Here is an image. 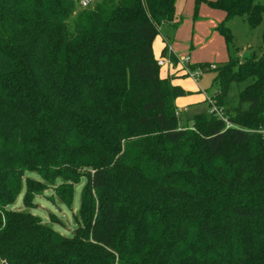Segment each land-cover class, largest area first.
I'll return each mask as SVG.
<instances>
[{"label":"trees","instance_id":"trees-1","mask_svg":"<svg viewBox=\"0 0 264 264\" xmlns=\"http://www.w3.org/2000/svg\"><path fill=\"white\" fill-rule=\"evenodd\" d=\"M80 1L0 0V262L264 264V30L258 55L217 68L224 118L181 128L185 93L152 50L177 0ZM207 5L225 14L216 31L230 52L226 23L256 29L264 12L255 0ZM232 85L244 87L227 109ZM82 179L69 237L28 212L57 181L71 210ZM22 188L25 210L13 211Z\"/></svg>","mask_w":264,"mask_h":264},{"label":"rangeland","instance_id":"rangeland-1","mask_svg":"<svg viewBox=\"0 0 264 264\" xmlns=\"http://www.w3.org/2000/svg\"><path fill=\"white\" fill-rule=\"evenodd\" d=\"M98 1L99 0H93L91 7H93L94 4H97ZM184 1L183 8L185 10L183 9V11H178L182 14L181 17L183 22L185 20V24H187L186 26H190L189 24L192 23L193 12H195L196 10L193 5V2H195V0H187V5H185L186 1L184 4ZM255 2L262 5L264 9V0H255ZM76 10H82L78 4L76 6ZM221 14L222 13L220 11H216L209 7H197L196 17H198V19L195 20V22L197 23L194 28V35L196 36L197 41L200 42L198 49L200 50V56L202 57L203 61L208 63H216L217 65L227 63L229 59H226L225 62H222L221 60L222 58L220 57V54L222 53V51L225 52L227 46L225 45L223 39L215 32L214 28L222 22ZM186 26L183 25V28L181 30V35H183V37L187 36L190 32V28H187ZM226 27L231 32L234 47V52H228H230L229 54L232 55L233 58L236 59V61L240 63L243 62V60L245 58H248L253 52L257 55L259 54V50L261 47V34L264 30V12L262 14L261 24L256 29H251L242 18H233L229 20L226 23ZM205 65L208 66V64ZM207 68V70L211 72L203 73L201 75L200 86L202 88L207 87V91L211 97L215 93L216 87L214 84L212 85V82L218 72V69H213V67L211 66H208ZM243 87L244 85H232L230 87L229 93L225 99V107L227 109L236 107L238 101V91ZM177 117L179 120V126L181 128H188L189 126H191V119H188L185 116L177 115ZM26 176L34 180H39L38 175H36L35 173H27ZM59 184L60 181H57L55 185H48L42 193L36 195L34 200L36 208L29 210L28 212L33 216L38 217L42 221V223L50 226L59 234L69 237L76 228L74 216L77 214L79 209L80 193L82 188L84 187L85 182L82 179L80 181V184L74 187V200L71 210L61 204L54 193V187ZM24 191V188H22L21 194L19 195L14 205L11 207V210L19 212H23L25 210L22 206ZM50 216H52L59 223H53L55 221ZM0 264L2 263L0 262Z\"/></svg>","mask_w":264,"mask_h":264},{"label":"crops","instance_id":"crops-1","mask_svg":"<svg viewBox=\"0 0 264 264\" xmlns=\"http://www.w3.org/2000/svg\"><path fill=\"white\" fill-rule=\"evenodd\" d=\"M183 1L184 0L176 1V4H175L176 21L172 23L164 24L159 28V34L154 40V43L152 46L154 58L156 61L160 59L164 54L165 45L169 44L176 57L182 58L185 56H189L190 58L189 68L191 70H202V74L211 72L207 70L208 66L209 67L211 66L213 67V69H215L226 63L217 65L216 63H208V62L203 61L202 57L200 56V52H199L200 50L198 49L200 42L197 41L196 36L194 35V28L197 23L195 22V20L198 19V17H196L197 7H201V8L202 6L209 7L207 3L214 2V1L204 0L201 2H196L195 0V2H193L194 8L196 10L195 12H193L192 23L189 24L190 26H186L187 24H185V20L184 22L182 20V17H181L182 14L179 13L178 11V10L183 11L184 9ZM185 1H186V4H185ZM185 1H184V4L187 5L188 1L187 0ZM216 11H219V10H216ZM220 12L222 13L221 15H222V22H223L225 18V14L222 11ZM175 22H179V25L177 27H175ZM183 25H185L187 28H190L189 34L184 37L183 35H181V30L183 28ZM214 28H215V32L220 36V34L216 31L217 27H214ZM220 37L223 39L222 36ZM220 55H221L220 57L222 58L221 59L222 62L223 61L225 62V60L230 57V54L227 48L225 52L222 51ZM205 64H208V66ZM159 76L161 79H167L171 83V85L180 88L185 93L184 96L179 97L174 100V108H175L176 116L177 115L185 116L188 119H192L196 115L208 113L209 108H208L206 99L207 97H210V94L207 91V87L202 88L200 86L201 76L197 80L187 77L184 71L182 70V68L177 64L175 60H173L172 65L159 68Z\"/></svg>","mask_w":264,"mask_h":264},{"label":"built area","instance_id":"built-area-1","mask_svg":"<svg viewBox=\"0 0 264 264\" xmlns=\"http://www.w3.org/2000/svg\"><path fill=\"white\" fill-rule=\"evenodd\" d=\"M92 1L93 0H81L79 3V6L81 9L90 8ZM173 60H175L177 64L182 68V70L184 71L187 77L197 80L202 75V70H191L189 68L190 67L189 56H185L182 58L176 57L170 45L166 44L164 48V55L156 61L157 66L159 68H162L164 66H170L173 64ZM206 101H207L208 108H209L208 113L213 114L220 119H223L224 117H223L222 110L215 106V102L212 100V98L207 97ZM260 134L264 137V129L260 131Z\"/></svg>","mask_w":264,"mask_h":264}]
</instances>
